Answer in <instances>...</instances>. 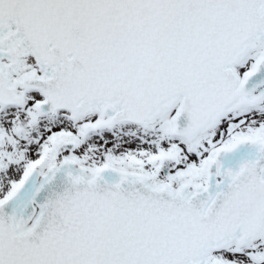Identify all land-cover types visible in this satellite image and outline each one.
I'll list each match as a JSON object with an SVG mask.
<instances>
[{
  "label": "water",
  "instance_id": "1",
  "mask_svg": "<svg viewBox=\"0 0 264 264\" xmlns=\"http://www.w3.org/2000/svg\"><path fill=\"white\" fill-rule=\"evenodd\" d=\"M263 33L264 0H0V106L20 103L19 85L42 95L43 113L108 112L86 132L145 124L175 104L171 129L192 138L251 103L264 49L240 79L232 66ZM26 52L48 73L9 83ZM239 161L233 170L224 159L219 180L190 192L134 172L73 173L72 161L40 180L30 168L0 200V264H224L199 257L264 222V141ZM168 163L160 160L165 176Z\"/></svg>",
  "mask_w": 264,
  "mask_h": 264
},
{
  "label": "rangeland",
  "instance_id": "2",
  "mask_svg": "<svg viewBox=\"0 0 264 264\" xmlns=\"http://www.w3.org/2000/svg\"><path fill=\"white\" fill-rule=\"evenodd\" d=\"M262 49L257 47L237 65L239 75L253 66ZM257 96L259 104L235 110L210 130L187 140L168 131L169 120L165 116L147 127L127 123L116 125L108 137L103 131L97 130L94 138L92 131H82L84 120L93 121L98 117L94 110L73 120L69 119L66 112H57L45 116L46 123L42 124V114L35 111V102L41 95L38 92H27L20 112L0 110V192H6L14 185L30 159H34L35 168L43 151L48 147L55 148L65 137L75 139L76 145L61 151L55 162L60 158L69 159L88 169L108 163L115 168L143 172L154 180L162 181L164 178L174 185L181 183L188 186L192 180L199 181L210 161H215L209 156L211 153L218 152V160L221 162L222 158L234 155L237 146L262 141L264 86ZM238 133L246 135L232 145H222ZM164 155L171 157L166 177L162 176L159 168V160ZM46 170L47 165H44L39 173L44 174ZM214 256L235 264H264V244L260 242L254 246L232 242Z\"/></svg>",
  "mask_w": 264,
  "mask_h": 264
},
{
  "label": "bare ground",
  "instance_id": "3",
  "mask_svg": "<svg viewBox=\"0 0 264 264\" xmlns=\"http://www.w3.org/2000/svg\"><path fill=\"white\" fill-rule=\"evenodd\" d=\"M261 40H264V34L260 37L259 40L254 41V42L252 43V45H255L256 43L261 42ZM20 69H22V61H21ZM262 88H263V84H260V85H258V87H255V88L253 89V93L250 95V97L252 98V100L255 99V96L258 94L259 90H261ZM8 109H10V110H14V111H17V112H20V111H21V108L18 107V106H17V107H10V108H8ZM97 109H99V107H97V106H88V107H85V108H83L82 110H80V111L78 112V115H83L85 112H87V111H89V110H97ZM62 112H63V111H62ZM47 115L51 116V115H53V112H51V113H45V114H43V115L41 116V119H42L41 122H42V124H45V123H46V122H45V121H46V120H45V116H47ZM70 116H71V118H74V117H76L77 115H70ZM105 116H108V113H107V112L103 115V117H105ZM103 119H104V118H103ZM119 124H121V123H119ZM119 124H116V125H119ZM116 125H112V124L110 125V124H107V125H105V126H102V127H100V128H97L96 130H94V131L92 132V138L96 137V131H97V130L103 131L106 137L111 136V134H112V130L115 129L114 126H116ZM246 150H247V147H245L244 145L239 146V147L237 148V150H235V151H236V152H234L235 154L232 155V157L230 158V162L237 163V162L240 160V157H241L242 153H243L244 151H246ZM38 154H39V153H37L35 156L37 157ZM34 158H35V157H34ZM33 161H34V159H30V160L27 162V168H26V170H22V171H21L22 174H21L20 178L26 176V174L28 173V171L30 170V168H32V162H33ZM63 162H64L65 165L67 166V161H66V160H63ZM61 163H62V162H61ZM96 169H97L98 171H101V172H102V171H103V172H106V174L109 175V176H113V175L115 174L114 171L110 170V168H107L106 166H103V165H101L100 167H97V168H92V169H85V168L81 167L80 165H74V166L72 167V172H73V173L81 172V173H85L86 175H88V174L93 173ZM137 173L142 174V175H146L147 177H150L149 175H147V174H145V173H143V172H137ZM137 173H136V174H137ZM42 178H43V175H39V176L36 177V180H40V179H42ZM149 181H150L151 183H153V184H158V183H157L158 181L154 180L153 178H152L151 180H149ZM170 186H171V185H170ZM22 228H23V227H22ZM203 259H205V258H203Z\"/></svg>",
  "mask_w": 264,
  "mask_h": 264
},
{
  "label": "trees",
  "instance_id": "4",
  "mask_svg": "<svg viewBox=\"0 0 264 264\" xmlns=\"http://www.w3.org/2000/svg\"><path fill=\"white\" fill-rule=\"evenodd\" d=\"M168 128H169V126H167V129ZM245 135L246 134H240V133L239 134H234L233 136H231L230 138H228L225 143H222V145L223 146H225V145H232L233 143H235L236 141H238L240 138L245 137ZM55 160H56V156L54 155L53 150L52 149H48L45 152L44 158L42 160V166L49 165L51 163H54ZM118 168H121V167H118ZM206 175H208V172L207 171H204L203 172V177H205Z\"/></svg>",
  "mask_w": 264,
  "mask_h": 264
},
{
  "label": "flooded vegetation",
  "instance_id": "5",
  "mask_svg": "<svg viewBox=\"0 0 264 264\" xmlns=\"http://www.w3.org/2000/svg\"><path fill=\"white\" fill-rule=\"evenodd\" d=\"M262 238H264V227L255 237H253L251 240L244 241V243L253 244L255 246L257 243L262 242ZM263 244H264V241H263Z\"/></svg>",
  "mask_w": 264,
  "mask_h": 264
}]
</instances>
